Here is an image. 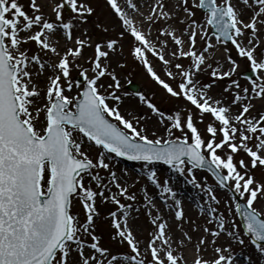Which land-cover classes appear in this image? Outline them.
Segmentation results:
<instances>
[{"label": "snow or ice", "instance_id": "snow-or-ice-1", "mask_svg": "<svg viewBox=\"0 0 264 264\" xmlns=\"http://www.w3.org/2000/svg\"><path fill=\"white\" fill-rule=\"evenodd\" d=\"M0 264H264V0H0Z\"/></svg>", "mask_w": 264, "mask_h": 264}, {"label": "rangeland", "instance_id": "rangeland-1", "mask_svg": "<svg viewBox=\"0 0 264 264\" xmlns=\"http://www.w3.org/2000/svg\"><path fill=\"white\" fill-rule=\"evenodd\" d=\"M101 6L103 4V0H100ZM131 75L129 76L127 73L123 74L121 76V83L123 85V90L125 92L130 93L129 91H127L125 89L126 84L128 83L129 80H131V82H134L136 84H138L140 86L141 91L151 95V91L152 90H157V97L156 99L159 100V96H160V90L158 88V86L156 84H154L152 81L149 80V78L147 77V75L145 74L144 70L142 68H139L135 65L131 66L128 70ZM131 95H129V97L126 99L125 101V105L123 107L125 108H131L132 106H135L137 104V98L135 97L134 94L130 93ZM127 162L122 161L121 164L128 166V167H132L135 166V169L138 171L139 170V165H132L129 166L128 164H125ZM206 174V173H205ZM211 179V177H209ZM179 186V185H177ZM191 193H192V189L189 187L188 188ZM195 213H193L194 215Z\"/></svg>", "mask_w": 264, "mask_h": 264}, {"label": "water", "instance_id": "water-1", "mask_svg": "<svg viewBox=\"0 0 264 264\" xmlns=\"http://www.w3.org/2000/svg\"><path fill=\"white\" fill-rule=\"evenodd\" d=\"M127 89L133 93H135L136 91H140L139 86H137L136 84H133V83L128 84Z\"/></svg>", "mask_w": 264, "mask_h": 264}, {"label": "bare ground", "instance_id": "bare-ground-1", "mask_svg": "<svg viewBox=\"0 0 264 264\" xmlns=\"http://www.w3.org/2000/svg\"><path fill=\"white\" fill-rule=\"evenodd\" d=\"M120 166L121 167H125V165H123V164H120ZM187 192L189 193V194H192L191 193V191L187 188ZM188 208H189V213L190 214H193L194 212H193V210H192V206L191 205H188Z\"/></svg>", "mask_w": 264, "mask_h": 264}]
</instances>
